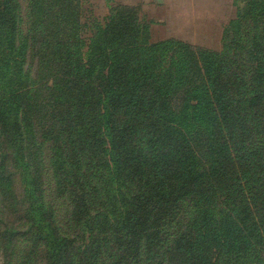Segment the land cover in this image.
<instances>
[{"label": "trees", "instance_id": "obj_1", "mask_svg": "<svg viewBox=\"0 0 264 264\" xmlns=\"http://www.w3.org/2000/svg\"><path fill=\"white\" fill-rule=\"evenodd\" d=\"M242 1L215 52L152 43L121 6L99 21L81 0H28L24 20L0 0L6 260L20 236L46 264H264V0Z\"/></svg>", "mask_w": 264, "mask_h": 264}, {"label": "rangeland", "instance_id": "obj_2", "mask_svg": "<svg viewBox=\"0 0 264 264\" xmlns=\"http://www.w3.org/2000/svg\"><path fill=\"white\" fill-rule=\"evenodd\" d=\"M84 14L89 19L103 21L113 7H125L133 12L136 19L149 27L150 42L177 40L189 45L215 52L224 50L225 33L230 23L244 6L242 0H81ZM22 17L25 20L28 0H20ZM31 62V59H30ZM36 71V62L29 64ZM44 189L47 203L55 210L56 220L61 229L71 227V204L66 196L59 193L57 180L52 168V153L43 148L41 153ZM18 181V180H17ZM20 195L21 189L17 186ZM9 207V205L7 204ZM0 204V223L17 220L10 211ZM10 208V207H9ZM15 227H21L16 224ZM22 229V228H20ZM41 248L33 250L24 238L18 236L11 247V256L0 253V264H46ZM32 253V254H31Z\"/></svg>", "mask_w": 264, "mask_h": 264}]
</instances>
